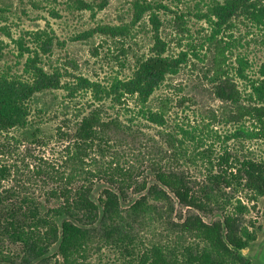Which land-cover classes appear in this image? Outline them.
I'll list each match as a JSON object with an SVG mask.
<instances>
[{
	"label": "trees",
	"instance_id": "obj_1",
	"mask_svg": "<svg viewBox=\"0 0 264 264\" xmlns=\"http://www.w3.org/2000/svg\"><path fill=\"white\" fill-rule=\"evenodd\" d=\"M74 1L79 7L86 3ZM133 8L134 27L149 15L153 46L135 58L133 74L127 78L106 86L79 78L95 102L73 125L65 122L59 127L62 141L68 143L60 159L51 163L40 158L26 169L18 164L24 157L12 164L0 160V264H91L103 260L106 252L116 255L111 264H252L243 252L261 229L246 217L251 212L248 203L264 198V155L251 148L257 143L264 153V62L258 77L250 78V63L238 58V77L248 82L240 86L225 68L229 43L223 44L218 36L237 20L264 33V0H213L201 15L214 27L208 38L212 93L222 104L209 118L234 127L221 150L202 145L205 127L164 130L163 145L103 108L106 101L121 109L133 101L148 122L163 127L173 109L192 101L167 97L153 111L154 94L188 65L190 53H168L159 14L169 10L167 6L136 0ZM176 18L178 28L184 29V16ZM129 34L127 26L99 25L86 37L126 39ZM30 39L17 41L21 72L0 70L1 135L30 130L31 103L38 94L64 88L60 71H47L42 65L56 38L39 31ZM38 133L36 128L31 132L33 142L44 144ZM230 141L237 144L232 147ZM136 143L141 147L138 165L122 162L120 149ZM14 153L10 142L0 141L2 158ZM181 161L202 168L201 177L184 169ZM24 170L27 179L20 178ZM9 180L13 184L4 187ZM97 183L106 187L95 199ZM34 186L42 194H36Z\"/></svg>",
	"mask_w": 264,
	"mask_h": 264
},
{
	"label": "rangeland",
	"instance_id": "obj_2",
	"mask_svg": "<svg viewBox=\"0 0 264 264\" xmlns=\"http://www.w3.org/2000/svg\"><path fill=\"white\" fill-rule=\"evenodd\" d=\"M83 1L86 2L85 5L79 7L74 0H0V70L11 68L13 73H20L23 59L20 58L17 41L24 38V41L29 43L33 33L47 31L56 40L52 53L43 56L42 65L47 71H60L64 85L63 89L38 94L34 99L31 103L30 130H12L7 135L0 134L1 142H10L17 150L14 157L0 156L3 163L8 161V164H12L14 160L24 157L25 162L18 164L26 169L27 164H31L33 168L40 158L51 163L59 160L68 145L62 141L59 127H63L65 122L73 125L82 115L89 112L91 104L95 102L93 95L83 88L85 82L79 78L99 82L103 86L112 83L116 78H127L133 74L135 58L146 54L153 46L149 15L136 27L132 25L133 3L136 0ZM147 1L162 3L169 8L159 13L163 24L161 35L168 45V53L175 56L184 51L190 53L188 65L178 75L167 78L154 94L151 107L156 111L160 100L167 97L174 101L188 97L192 101L186 100L181 107L173 109L167 117L166 126L163 127L148 122L141 107H137L133 101L122 109L106 101L103 108L110 116L120 114L125 123L139 129L146 138H156V141L163 145L165 140L160 137V132L164 130L179 131L178 126L199 129L205 127L202 145L214 144L217 150H221L224 141L233 133L234 127L211 122L209 118L211 112L219 111L222 106L212 93L214 67L208 38L213 34L214 27L209 21L201 18L213 0ZM182 15L184 29L181 30L177 26L176 16ZM99 25L127 26L130 36L126 39L97 35L86 37L88 32ZM218 40L223 44L229 43L225 68L240 86L246 87L248 82L240 80L236 71L237 59H247L251 65L247 70L248 76L258 77L260 66L264 62V33L248 21L237 20L230 31H224L218 36ZM194 51L198 52V58L194 56ZM124 52L126 55H123ZM205 125H210L209 129H206ZM35 128L39 130L38 137L44 144L41 141L33 142L31 132ZM63 130L68 132L65 128ZM17 139L21 142L16 141ZM228 144L233 147L237 143L230 141ZM249 145L248 143L247 147ZM252 147L256 148L258 154L264 155L262 147L257 143H253ZM140 148L136 143L120 149V154L124 156L122 162L138 165L136 157ZM181 166L188 168L192 175L201 177L203 169L195 166L194 162L181 161ZM27 173L26 170L22 171L20 178L27 179ZM12 184L11 180L3 183L4 187H10ZM105 187L104 183H97L95 199ZM32 188L36 194H42L36 186ZM254 204L248 203L251 212L246 220H255L261 229L258 230V239L243 253L252 264H264V198ZM103 257V260L96 259L91 264H111L116 259L114 252H106Z\"/></svg>",
	"mask_w": 264,
	"mask_h": 264
}]
</instances>
